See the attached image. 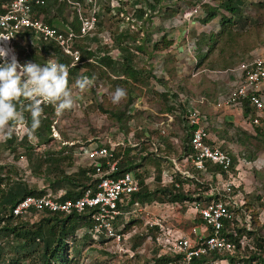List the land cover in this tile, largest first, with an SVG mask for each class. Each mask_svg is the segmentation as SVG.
I'll return each mask as SVG.
<instances>
[{
	"label": "trees",
	"instance_id": "16d2710c",
	"mask_svg": "<svg viewBox=\"0 0 264 264\" xmlns=\"http://www.w3.org/2000/svg\"><path fill=\"white\" fill-rule=\"evenodd\" d=\"M7 1L8 0H0V4ZM45 1V5L40 8L39 11L44 14V21L47 25L59 28L60 25H58V27L56 25L60 23L55 22L57 20L56 18H58L63 24H68L73 27L76 32L79 30V20L75 13H73L69 19L64 18L63 13L68 7L66 4L60 3L58 0ZM139 1L140 0H133L131 3L133 5L132 7L135 8ZM154 1L155 6H149L151 14L148 17L152 16L154 12H160L161 9L166 11L164 13V15H166L168 14L167 12L169 9L174 8L173 6L163 7L161 5L163 0ZM213 1L215 2V6H204L205 16L201 20L202 24H209L217 18L222 11L228 13L231 17L237 16L239 21L242 19L244 23H246L248 17L244 18L243 15L245 11L244 3L242 2L243 0ZM188 5H190V3H188ZM252 8L253 11H255L252 14L256 16L252 20L248 19L250 30L243 34L250 36L253 45L257 46L260 44L259 38L261 33L264 32V20H260V16L258 15L259 9L264 10V2H259L256 5H253ZM116 11H120V8H116ZM174 12H176V10ZM144 14V10L137 8L135 9L133 16L142 22L149 20V18H145ZM222 15H220V30L217 34H209L208 36L201 34L195 41L196 49L198 50L196 66H200L207 61L209 59V54L214 51L215 47L223 39H227V45H225L227 50L231 48V51L233 53L235 52L234 56H236V51L232 50L235 49V47L232 45L238 43L241 39L242 33L236 34V32H234L235 30L230 28L232 24L234 25V20H231L230 16ZM102 29L103 22L99 18L96 26V34L93 37H85L84 39L75 40V47L81 54L80 63L82 66L72 65V58L64 54L54 42L42 41L35 46L33 45L34 48L30 51L26 48H18V57L23 62L28 60L29 62L39 63L41 65L45 64L47 58L68 65L69 86L75 84L77 77L87 76L94 80L95 87L100 81H105L103 78H106L107 82L112 83L117 88L119 85L132 84V81L143 87H147L145 85L147 84V79L142 80L140 78L142 73L146 72H144L143 68L137 69L134 66V58L131 50L128 49V47L122 46L123 43H128V41L134 43L136 40L129 34L128 30L118 33L114 38L111 36L114 42L113 49H118L121 53V56L119 57L120 60H115L111 55L113 51L111 50V46L109 50L101 46L102 38L99 36V33ZM226 32H228V38H225V36L222 39L223 34ZM161 41L162 42L156 41L152 44V53H156L161 49H167L172 45V42L166 41L165 35L162 36ZM84 44L86 46H83ZM203 47L206 48L205 52H203ZM143 49V46H136V50L138 51H143ZM81 69H84L82 74H80ZM94 71H97V76L94 75ZM179 90L182 91L180 87ZM158 97H161L165 102H168L167 95H161ZM133 102L134 99L128 97L122 110L117 111L104 110L100 103L97 107L103 113H108L111 120L118 124L119 130L126 136L130 133L128 124L132 119V117L127 115V110ZM166 112L174 114L175 111L172 107L167 106ZM242 115L243 118H250L251 121L256 116L255 109L249 105L248 101H244L243 103ZM25 117L30 125L31 119L28 113H25ZM54 117V109L51 106L44 107V112L41 117V127L35 133L38 138L36 139L38 144H48L52 140L51 129ZM255 131L256 136L262 135L261 130L257 127ZM158 135L160 134L156 131L148 132L149 137L147 139L145 138L139 144V149L137 147L123 148L122 146H118L114 149V160L117 161V170L113 174V177L133 172L138 181L139 187L138 192L133 193L130 196V201L127 206L124 208L121 207L120 209L122 211H129L134 203H139L143 206L154 202L159 204H181L183 211L185 210V204L198 203V208L206 207L211 200H213L209 196H204L209 189L207 187L204 188L205 193H196L186 190L185 186L192 179L183 178L180 174L175 172L171 161L169 160L170 156L179 157L182 153L186 155L192 154L189 136L186 138L184 137L183 142L180 139L181 146H178V144L174 145L172 141L165 138L162 143L163 148L158 146L157 153L147 152L148 149L151 148L153 140H155ZM63 137L68 141L65 135H63ZM5 141L8 144L7 148L14 153L15 149L11 146L17 141V136L15 134L10 136L7 134ZM235 143L244 148V157L247 161L252 162L255 160V154L251 151L254 147H247L249 144L245 145V136L244 140L241 139V137H238ZM20 145L24 147V155L29 161L30 173L42 178L43 189L38 190L36 187L29 188L21 181H15L11 184L7 183L5 185L6 187H2L4 184V178H2L3 168L0 166V264H70L73 259L70 253L73 252V254L76 255L79 253L75 247L78 242H81L83 246L96 244L97 246L103 247L104 243L107 241V239H104L103 237H100L98 241H95L91 235L85 233L80 236V238H76L80 231L85 230L92 225L91 215L88 212H73L67 215L45 212L32 215L26 219H21L12 215V208L26 196H37L48 193L56 195L62 192L60 200L65 201L79 198L86 189H95L97 184V180L93 178L95 170L91 166L83 165L77 167V170L74 172H67L68 169L74 167V159H78V157L75 156L76 145H60L58 150H44L43 153L34 155L32 154L33 148L27 134L20 138ZM220 148L226 150L225 145L220 146ZM144 153L145 155H143ZM159 154H163V157ZM19 156L21 155H17L15 158L17 159ZM231 158V171L234 173L237 159L232 154ZM155 159L156 161L164 162V165H161L162 162L160 164H151L152 160ZM147 166L153 167V180L151 182H147L150 176L145 169ZM207 168L210 173L218 172L221 173L223 177L226 176L218 167L207 165ZM166 170L171 172L172 181L169 183H163L162 181L163 172ZM8 179L9 178H6V180ZM195 184L198 185L196 182ZM176 185L178 186L176 187ZM195 195H197V197H195ZM247 197L248 195H245V199L243 197V204L240 210H231L233 213L232 219L225 221L223 228L221 229V234L233 246V251L209 252L205 255L193 258L188 264H219L220 261H225L228 264H236L238 262L264 264V237L261 235L262 232L258 224V213L255 210L252 211V208L255 209V204H251ZM258 199L259 198L256 200L258 201ZM260 207H264V205H260ZM237 215H240L243 220L248 219L249 228L245 222L241 227H238L236 220ZM33 218L34 221L32 222ZM196 220L202 223L201 216L198 213L196 215ZM135 221V218H130L128 219V222L124 223L122 217L118 218L117 228L124 223L123 229L120 230L119 234H128L131 227L135 225ZM159 234L160 229L158 227L149 228L146 226L142 233L133 236L130 242V247L135 251L142 245V243L151 239L156 248L154 249L152 264H186L183 261L182 254L172 253L170 251L162 253L163 247L160 244H157ZM68 241L72 243L71 247L68 246ZM250 244L253 245L256 250H252L253 248H251L252 246H249ZM243 252L245 253L243 254ZM103 253L108 255L105 252Z\"/></svg>",
	"mask_w": 264,
	"mask_h": 264
},
{
	"label": "rangeland",
	"instance_id": "374dc122",
	"mask_svg": "<svg viewBox=\"0 0 264 264\" xmlns=\"http://www.w3.org/2000/svg\"><path fill=\"white\" fill-rule=\"evenodd\" d=\"M132 1L113 0L116 8L120 7V11H116L115 15L110 13V9L106 7L102 8L104 10L100 13V20L103 22V29L100 31L99 36H103L101 46L108 50L111 46V50H113L111 55L115 60H120V51L113 49V38L122 31H129V34L136 41L134 43L128 41V43H123L122 46L128 47L131 50L134 58V66L137 69L143 68L144 72H146L142 73L140 78L142 80L147 79V84H145L147 87H143L134 81H132V84L119 85L118 87L126 90L127 96L118 104H113L111 96L117 87L107 82L106 78H103L105 81H100L96 87L93 84L91 88L85 91L76 89L73 87L74 84L71 85L70 87L72 88L74 98L73 108L65 111L60 117L55 115L51 129L52 140L48 144H38L36 139L31 141L33 148L32 154L38 155L43 153L44 150L50 149L58 150L60 145H76L75 150L77 151L81 144L90 143L96 139L102 141L106 137L112 138L115 143L124 140L125 135L119 130L118 124L111 120L108 113H103L97 106L100 103L103 109L107 111L122 110L128 97L134 99L133 104L127 110V115L132 117L128 124L130 132H134L133 139L130 140L132 144L142 142L141 139H144L143 135L145 132L142 130L143 128L149 132L153 130L160 131V139H165L171 135H180L183 142V138L188 136L182 120L184 106H193L207 116L208 120L210 118L212 119L214 127L211 132L217 133V136L221 135V137L225 138V143L218 144V146L225 145L226 150L236 157L237 164L234 168V173L231 171V178L225 176L224 179L227 182H233L237 186L235 193L238 192L239 197L241 196L242 199L243 197L245 199V195H248L247 198L251 204H255V209L252 208V211L255 210L258 213L257 220L262 232L261 235L264 237V207H260V205H264V109L258 119L257 125L253 124L250 118H243L240 109L236 110L235 122H231L233 121L232 119H230V122L221 121L222 112H216L215 110V105L218 100L226 97L235 87L237 83L235 69H237L238 65L243 62H250L258 56H264V54L260 55L258 52L250 53L256 47L260 49L261 44L254 46L250 36L243 34L250 30L248 19L252 20L256 16L252 14L255 12L252 8L253 5L264 0L242 1L245 8L244 18L248 17L246 23L242 19L239 21L237 16L231 17L228 13L222 11L217 18L206 25L201 23L204 15L197 16L188 22L180 21V8H177L178 6H173L174 8L169 9L166 15H164L166 11L161 9L160 12H156L148 17L149 20L142 22L134 18V16H131L133 9L135 10L132 7ZM192 2L193 0L186 1V3ZM175 10L176 12H174ZM121 12L124 13V18L120 16ZM72 13V9L67 7L63 13L64 18H71ZM220 15L230 16L231 20H234V25L232 24L230 28L235 30L234 32L236 34L242 33L238 43L232 45L235 47L232 50L236 51V56H234L235 52L233 53L231 48L227 50L225 46L227 45V39L225 40L223 38L225 36V38H228L227 36H229L227 35L228 32H226L222 36L223 40L209 54V59L200 66H196L198 50L196 49L195 41L201 34L208 36L209 34H217L219 32ZM258 15L260 16V20H264V10L259 9ZM127 18L130 19L128 20ZM56 19L60 22L58 18ZM134 21L137 23H132ZM58 25L60 24L56 26L58 27ZM163 35L166 36V41L172 42V45L167 49H161L156 53H152V44L156 41L162 42L161 38ZM83 46L86 45L84 44ZM136 46H143V51L136 50ZM18 48H26L30 51L34 46L23 37H20L13 43V49L17 56L19 55ZM203 48V52H205L206 48ZM49 59H46L45 64L48 63ZM20 61L24 64L29 63L28 60L25 62ZM75 65L82 66L80 62ZM82 72H84V69H81L80 74ZM94 75L97 76V71H94ZM179 87L182 91L179 90ZM260 94L264 100V91ZM161 95H167L168 102L158 97ZM167 106L174 109V114L166 112ZM169 117L171 119H168ZM172 124L174 125L172 126ZM256 127L261 130V136H256ZM162 129L165 130L164 134H162ZM26 133L27 127L24 130H19L16 127L10 133H0V166L3 168L2 178H4L2 187H6L5 185L7 183L11 184L15 181H21L29 188L36 187L38 190H42V178L30 173L29 161L24 155V147L20 145V138ZM7 134L9 136L12 134L17 136V141L11 146L15 149L14 153L7 148L8 144L5 141ZM243 134L245 136V145L249 144L247 147H254L251 151L255 154V160L252 162L245 159L244 148L235 143L238 137L244 140ZM63 135L67 137L68 141L64 139ZM156 142L160 144L159 140ZM180 143L181 141L179 140L175 144L181 146ZM139 147L140 145H138ZM160 148H163V145ZM147 152L155 153L152 146ZM17 155L21 156L16 159L15 157ZM159 155L163 157V154ZM161 162L155 159L152 160L151 164H160ZM82 163L86 162L82 159L78 160L75 158L74 167L68 169L67 172L76 171L77 167L84 165ZM161 165L163 166L164 162ZM145 169L150 175L148 181L151 182L153 167L147 166ZM192 172L194 173V178L185 186L186 190L203 193L204 188L207 187L209 190L204 196H210L209 191L211 186H215L216 181H211L208 176L196 175L194 171ZM131 174L134 175L133 172ZM6 178H9V181ZM257 198H259L258 201L256 200ZM186 206H189V204H186ZM191 206L194 209L196 208L194 205ZM135 219V225L131 227L125 239H122L119 243L111 241L108 244H104L103 247H100L96 244L83 246L81 242H78L75 247L79 253L78 255L73 254V252L70 253L73 258L70 264H152L154 249L156 248L151 239L146 240L135 251L130 247L133 236L142 233L146 228L145 220ZM236 220L238 227H241L245 222V219L243 220L240 215L236 216ZM33 221L34 218L32 219ZM167 223L171 226L175 224L174 220H171V217L168 218ZM165 232L160 231L158 235V242L163 246L166 243L165 238H168V242H171L176 237L171 236L170 233H166L165 235ZM80 236L82 235L79 234L76 238H80ZM71 244L68 241L69 247H71ZM249 246H252V250H256L253 245L250 244ZM168 247L169 245H165L162 253L168 252Z\"/></svg>",
	"mask_w": 264,
	"mask_h": 264
},
{
	"label": "built area",
	"instance_id": "2783aa9c",
	"mask_svg": "<svg viewBox=\"0 0 264 264\" xmlns=\"http://www.w3.org/2000/svg\"><path fill=\"white\" fill-rule=\"evenodd\" d=\"M186 1L163 0L161 5L163 7L178 6L180 8V21L184 22L191 21L200 15L205 16V5L215 6L213 0H193L190 5ZM45 2V0H8L0 4V51L5 53V56L0 58V63L4 60H15L18 65L27 64L21 63L13 49L15 40L22 36L34 46L42 41L54 42L64 54L72 58V65H75L81 60L80 51L75 47V40L93 37L96 34V26L99 18H101L100 13L104 10L102 8L106 7L110 9L112 15L116 14V6L113 0H58V2L66 4L77 15L79 30L76 32L73 27L63 24L62 21L59 22L61 26L59 28L47 25L44 21V14L39 11ZM149 6L154 7L155 1L140 0L135 9L144 10V16L148 18L151 14ZM134 11L133 9V13ZM120 16L124 18V13L121 12ZM132 23L136 24L137 22ZM4 37L10 38L5 39ZM235 72L237 73L235 87L226 97L218 100L215 110L221 112L240 109L242 111L244 101H248L249 105L256 111V116L252 122L257 125L264 109V100L260 94L263 91L262 85L264 83V56H258L250 62L239 64ZM182 120L189 136L192 154L185 155L183 160L185 164L173 160L174 171L183 178L193 179L194 173L187 168L189 167L197 175H209L210 179L212 176H216L219 180L209 191V197L213 200L206 207L198 208L197 213L202 219L200 226L192 227L180 238L171 242L165 240L164 246L157 239V244L162 247L169 245L168 251L182 254L183 261L188 264L193 258L209 252L233 251L231 243L221 234V229L225 221L232 219L231 210L241 209L243 200H241V196L239 197L238 192L235 193L237 186L233 182H227L221 173L208 172L207 165L215 166L231 178L232 158L228 151L222 150L220 146L210 140L207 116L193 106H184ZM17 127L19 130L25 129V127ZM123 144V141L115 143L112 138L106 137L102 141L96 139L90 143L81 144L78 150H75V156L78 157V160L82 159L86 162L83 163L85 166L94 168L93 178L97 180L95 189L88 188L79 198L65 201L60 200L62 193L26 196L12 208V215L26 219L32 215L45 212L63 215L73 212H88L91 215L92 225L80 231L79 234L87 233L95 241L103 237L107 239L104 244L111 241L119 243L125 239L127 234H119V232L131 216H140L145 219V226L149 228L158 227L160 231H163V220L154 216L147 205L142 206L139 203H134L126 213L120 209L121 205H127L130 196L139 190L138 181L131 173L113 177L117 170L114 149L123 146ZM172 206L177 211L181 209L180 204H173ZM120 217L124 223L117 228V220ZM245 223L249 228L248 219L245 220ZM219 264L228 263L220 261ZM236 264L256 263L238 262Z\"/></svg>",
	"mask_w": 264,
	"mask_h": 264
},
{
	"label": "clouds",
	"instance_id": "9594fccd",
	"mask_svg": "<svg viewBox=\"0 0 264 264\" xmlns=\"http://www.w3.org/2000/svg\"><path fill=\"white\" fill-rule=\"evenodd\" d=\"M4 56L5 53L0 51V58ZM68 76V65L51 58L44 65L31 62L18 65L15 60L0 63V133H10L21 126L27 127L30 142L38 139L35 133L41 127L44 107L51 106L60 117L74 106ZM93 84V79L81 76L77 77L73 87L85 91ZM126 96V90L118 87L111 96L112 103L118 104ZM25 113L30 116V125Z\"/></svg>",
	"mask_w": 264,
	"mask_h": 264
},
{
	"label": "crops",
	"instance_id": "0c3cea01",
	"mask_svg": "<svg viewBox=\"0 0 264 264\" xmlns=\"http://www.w3.org/2000/svg\"><path fill=\"white\" fill-rule=\"evenodd\" d=\"M264 2V1H263ZM55 22H58V20H56ZM259 42H260V44H261V48L260 49H258V47H256L255 49H253L252 51H250V53H257L258 52V54H260V55H263L264 54V32L263 33H261V36H260V38H259ZM113 52V51H112ZM262 90L264 91V83H263V85H262ZM217 112V111H216ZM222 112V114H221V116H222V120L221 121H223V122H230L231 120L230 119H232L233 121H231V122H235V116L237 115V112H236V110H225V111H221ZM210 120V121H209ZM208 120V127H209V137H210V140L213 142V143H215V144H222V143H225V138L224 137H221V135L220 136H217L216 134L217 133H213V132H211V131H213L212 129H213V127H214V123H213V121H212V119L210 118ZM220 121V120H219ZM174 124H172V126H173ZM171 126V127H172ZM168 127H169V125H168ZM143 131H145L144 132V139L146 138H148L149 136H148V132L149 131H146V129L145 128H143L142 129ZM163 130V132H162V134H164L165 133V130L164 129H162ZM153 131H156V132H160V131H158V130H153ZM134 132H130L127 136H124V140H122L123 141V148H125V147H137L138 148V145L141 143H138V142H136V143H134V144H132L131 142H130V140H132L133 139V134ZM161 133V132H160ZM159 133V134H160ZM139 135H141V134H139ZM167 135V134H166ZM126 137H128L127 139H126ZM162 138H163V136H161ZM129 138H131V139H129ZM167 138L170 140V141H172V143L173 144H175L176 143V141H179L181 138H180V135L179 136H175V135H171V136H167ZM144 139H141V141H143ZM157 140H159V142H160V144H157ZM182 141V140H181ZM162 143H163V139H160V135H158L156 138H155V140H153V143H152V147H153V151L155 152V153H157V150H158V146H161L162 145ZM140 148V147H139ZM138 148V149H139ZM143 155H145V153L143 154ZM185 155L186 154H181L179 157H175V156H170L169 157V160L171 161V163H172V161L173 160H177L178 162H180V164H185V161H183L184 160V158H185ZM172 166H173V163H172ZM188 169H190V171H193L192 170V168H189V167H187ZM173 169H174V166H173ZM171 172L170 171H164L163 172V175H162V181H163V183H169L170 182V178H172L171 177V174H170ZM195 174L197 175V173L195 172ZM212 176V175H211ZM208 177H209V175H208ZM153 180V179H152ZM211 181H213V180H215L216 181V183H217V181H219L218 180V177L216 178V176H212V178L210 179ZM151 181V180H150ZM147 182H149L148 180H147ZM216 183H215V185H216ZM187 186V185H186ZM211 186V185H210ZM212 187V186H211ZM197 204L198 203H191V204H189V206H186V204L184 205V207H185V210L183 211V207L181 206V209H180V212L179 211H177V210H175V208H173V204L172 203H166V204H159V203H156V202H154V203H151V204H146L148 207H149V209H150V211L153 213V215L154 216H156V217H158V218H161L162 220H163V226H162V228H163V231H166L164 234L166 235V233H170L171 234V236H173V237H175L174 239H177V238H180L181 237V235H183L184 233H186V232H188L192 227H194V226H200L201 225V222H199V221H197L196 220V215H197V211H198V207H197ZM145 205V206H146ZM181 205V204H180ZM188 205V204H187ZM191 205H194V207L196 206L197 208L196 209H194V208H192V206ZM127 205H121V207L122 208H124V207H126ZM120 207V208H121ZM130 210V209H129ZM122 211V210H121ZM122 212H124V213H126L127 211H122ZM167 213V214H166ZM166 214V215H165ZM169 217H171V220H174V222H175V224L173 225V226H171V225H169L168 223H167V220H168V218ZM130 218H138V219H143V220H145L144 218H142V217H140V216H131ZM164 224H166L165 226H167V228H165V226H164ZM162 231V230H161ZM162 231V232H163ZM170 236V237H171ZM164 239V238H163ZM167 241L169 240L168 238H165ZM173 239V240H174Z\"/></svg>",
	"mask_w": 264,
	"mask_h": 264
}]
</instances>
